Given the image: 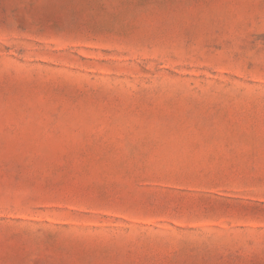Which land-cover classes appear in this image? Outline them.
Returning a JSON list of instances; mask_svg holds the SVG:
<instances>
[{
  "label": "rangeland",
  "instance_id": "1",
  "mask_svg": "<svg viewBox=\"0 0 264 264\" xmlns=\"http://www.w3.org/2000/svg\"><path fill=\"white\" fill-rule=\"evenodd\" d=\"M0 264H264V0H0Z\"/></svg>",
  "mask_w": 264,
  "mask_h": 264
}]
</instances>
